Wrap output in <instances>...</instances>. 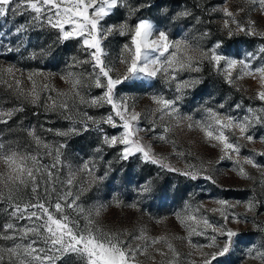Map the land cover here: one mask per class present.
<instances>
[{"label":"snow or ice","instance_id":"6c2138e0","mask_svg":"<svg viewBox=\"0 0 264 264\" xmlns=\"http://www.w3.org/2000/svg\"><path fill=\"white\" fill-rule=\"evenodd\" d=\"M196 6L202 7L200 0ZM173 7L166 0H0V18L25 17L12 33L16 40L4 45L0 55L24 50L30 60L54 59L59 46L75 42L76 49L58 72L0 63V125L24 134L4 138L0 130V215L6 217L0 224V264H236L232 257L241 248V264H264V223L257 220L264 215V150L248 147L264 145V135L257 136L264 129V42L241 56L226 52L223 38L264 41V28L253 19L254 14L264 17V0H244L235 10L224 0L207 9L208 15L222 13L223 36L210 45L205 44L212 36L208 29L173 35L169 22L193 17L188 7L174 14ZM145 9H155L159 16L145 15ZM194 19L204 22L200 16ZM36 30L55 35L47 46L29 50L28 34ZM206 65L237 92L239 81H255L251 99L259 104L245 105L241 98L227 108L223 102H206L183 110L189 95L204 83ZM57 77L65 88L56 87ZM137 92L150 104L140 108L144 96ZM29 108L32 116L45 118L39 130L59 139L50 140L36 124L25 123L27 117L20 114ZM59 121L66 126L45 127ZM104 126L116 131L109 133ZM86 133H96L99 143L93 155L73 164L66 155L68 142ZM190 133H198L218 156L204 159L191 143L185 147L180 137ZM159 146L170 151L159 152ZM106 149L115 150L113 159L105 160ZM132 158L217 188H223L218 166L228 161L225 170L251 181L252 195L233 201L219 193L197 201L190 193L170 216L152 215L143 207L154 192L151 179L133 189L130 203L119 193L104 199L89 196L115 179L114 161ZM239 207L243 213L236 211ZM110 208L140 216L127 226L123 220L109 221ZM144 215L162 228L159 234L142 222ZM170 219L183 235L168 228ZM248 223L258 238L242 234L239 226Z\"/></svg>","mask_w":264,"mask_h":264},{"label":"rangeland","instance_id":"374dc122","mask_svg":"<svg viewBox=\"0 0 264 264\" xmlns=\"http://www.w3.org/2000/svg\"><path fill=\"white\" fill-rule=\"evenodd\" d=\"M167 3L173 5L171 9L173 14L176 11H179L182 7H188L193 12V17L187 19H181L174 22H169V27L175 35L176 33L183 34L185 31H190L191 33H197L205 29L210 30L212 33L211 39L206 40L205 44L210 45L212 41L223 36L221 32V21L222 13L214 12L211 15H208L207 9H210L214 6L218 7L224 4V0H200L202 7H197L198 0H166ZM229 7L235 10L238 7L243 6L244 0H228ZM145 15L152 17L159 16V12L155 9L153 10H144ZM243 15V14H242ZM195 16H200L203 23L197 24L194 19ZM253 19L257 21L259 27L264 28V17H260L258 14L253 15ZM211 21V23H208ZM25 22V17H12L11 14L7 18H0V37H3V45H0V52H3L4 45L11 46L9 41H15L16 37L12 34L16 25ZM7 33L8 35H4ZM29 50L39 49L42 46H47L51 42L55 33L50 30H36L29 32ZM225 39V51L234 54L237 51L240 52L241 56L247 51H252L254 48L264 41H260L257 38L244 37L242 35L234 37L232 40H228L226 36ZM120 39V38H117ZM115 46V45H114ZM75 42H71L66 46H59L55 52V58L52 57H43L38 60H30L27 58L28 52L22 50V54L7 53L4 52L3 55H0V63H12L16 64L18 67L31 69V68H42L48 71L58 72L63 68V61L68 56L75 52ZM204 76V83L199 86L194 93L189 95L186 99L183 110L188 111L195 109L200 105H204L207 102V106H215L218 103H226V108L228 105L234 104L243 98L244 104H253L258 105L259 101H254L251 99L255 95V92L258 88V85L255 81L251 79H245L239 81L241 86V91L237 92L234 88L229 87L225 84L221 77L217 76L214 72L211 71L209 66H205V71L202 74ZM55 85L57 88H65L66 85L57 77L55 80ZM246 89V91H245ZM99 90H93V94ZM137 96H144L143 99L139 101V107L144 108L146 105L150 104V101L147 99L143 92L134 93ZM29 116L25 120V123L36 124L38 131L39 124L45 122V118L41 115L39 118L31 115L32 109L29 108ZM92 114H97L96 110H89ZM108 109H101L99 112H107ZM54 119V118H53ZM66 123L59 121L53 125L45 124V127H65ZM106 131L112 133L116 130L104 126ZM41 135L46 136L50 140L59 139L52 136L50 133L40 131ZM4 135V131H3ZM264 135V129L257 130V136ZM181 142L185 147H188L191 143L192 150L199 156L204 159H214L218 156V152L215 149L208 147L203 144L200 140V135L198 133H190L188 135H182L180 137ZM99 143V138L96 133H86L80 137H73L68 142V148L66 149L67 159L70 160L73 164H77L81 161V158L87 159L89 156L93 155V148ZM249 148L255 147L258 150H264V145L256 143L255 145H249ZM159 152H169L170 149L167 147L159 146L156 149ZM245 149L244 151H247ZM105 160L113 159L115 156V150L106 149ZM182 166V165H180ZM230 166V162L225 161L218 167L221 169L217 173V179L223 188H217L211 185L207 181H189L186 178L179 177L172 173H167L159 170L156 166L150 164H142L138 158H132L128 162L116 163L114 161L113 168L115 172L112 174L115 176V179L109 178L108 181H105L104 185H101L99 189L93 190L89 196L99 199L109 198L115 193H119L126 202H131L135 198V192L133 189L137 188L145 180L151 179L154 184V192L152 197L145 200L143 207L150 212L152 215L156 216H165L171 214L174 209H178L182 206L184 200L190 198L189 194H194L197 201L204 199L205 201H210L214 196L219 193H223V196L229 200H246L252 195V182L247 180H242L235 175V173L226 171V167ZM103 169V165H101ZM248 171L254 176L258 177V173L255 169L251 167L248 168ZM131 180V183L127 181ZM200 185V187H197ZM227 191H224V190ZM257 193L260 192V189H256ZM209 207L214 205L208 204ZM236 211L243 213L244 208L239 207ZM264 212V209H261ZM140 216V213H136L130 209H125L121 212L120 209L110 208L107 213L109 221L112 220H123L127 226H131L132 222L135 221L137 217ZM249 218H252V214H249ZM6 217L0 215V224L4 222ZM258 222L264 223V215H258ZM142 222L148 224L152 229L153 234H159L162 231V228H158L151 224L148 220V216L144 215ZM236 227L235 225H232ZM242 234L248 235L251 234L253 237L258 238L257 233L253 229L251 223L242 224L239 226ZM168 228L180 235H183L182 229L179 225L176 224L174 219L168 221ZM199 239V238H194ZM182 251H187L186 248L180 246ZM236 261V264H241V261L244 259L243 248L238 250L236 254L232 257ZM248 264H252L251 261Z\"/></svg>","mask_w":264,"mask_h":264},{"label":"trees","instance_id":"16d2710c","mask_svg":"<svg viewBox=\"0 0 264 264\" xmlns=\"http://www.w3.org/2000/svg\"><path fill=\"white\" fill-rule=\"evenodd\" d=\"M20 115L24 116V117L29 116L30 112L27 110L25 113L20 114ZM17 119H19V117ZM13 127H15V126L13 125ZM0 130L4 131V138H13V139H15L17 137L24 138V134L22 132H19L18 130L13 131V132H8L6 126H3V125H0Z\"/></svg>","mask_w":264,"mask_h":264}]
</instances>
